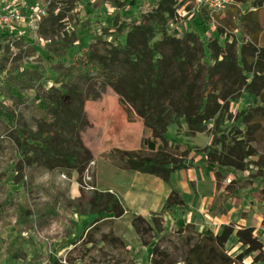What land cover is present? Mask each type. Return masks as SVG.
Wrapping results in <instances>:
<instances>
[{"label": "trees", "instance_id": "1", "mask_svg": "<svg viewBox=\"0 0 264 264\" xmlns=\"http://www.w3.org/2000/svg\"><path fill=\"white\" fill-rule=\"evenodd\" d=\"M55 2L60 5L49 4L46 15L27 37L14 30L0 31V130L17 145L22 156L19 170L27 166L68 175L75 171L78 183L84 186L82 177L93 160L80 139L85 127V90L89 86L97 90L105 83L118 95L129 119L141 121L152 133L145 141L150 154L112 150L108 162L168 182L175 171L192 167L187 160L200 150L204 167L216 179V198L209 208L212 215L225 214L228 200H241L248 194L264 203V163L254 147L262 127L257 119L264 118V100L237 117L246 132L231 122L235 119L230 108L231 101L243 92L263 96L264 47L256 41L263 28L256 12L264 9V0L246 2L248 10L238 17L239 41L221 29L211 31L205 17H198V31L183 27L178 0H97L86 6L90 17L80 15L71 0ZM106 4L114 14L107 12L102 19L93 20L92 7ZM35 41L48 54L54 53L51 64L58 62L53 67L57 77L47 93H34L29 99L37 89L39 73L8 67V62L21 60V45L27 42L33 46ZM28 99L39 115L34 118L35 127L23 123L9 106L11 101L23 104ZM182 120L187 126L186 137L205 134L211 137V144L198 149L166 140L171 125L179 126L180 134ZM226 176L232 179L224 186ZM80 199L87 201L79 202L76 213L85 212L80 211L85 208L86 213L99 214L92 226L108 215L120 219L129 212L110 191L94 188L86 198L81 189ZM174 210H184L176 193L170 194L162 213L148 219L133 215L139 244L153 245L151 264H242L249 254H255L254 264L264 262V244L254 237L253 228L236 231L238 242L246 249L235 257L228 254L226 245L235 232L234 224L217 234L200 233L189 224L175 232V241L164 236L155 242L165 232L164 213Z\"/></svg>", "mask_w": 264, "mask_h": 264}, {"label": "rangeland", "instance_id": "2", "mask_svg": "<svg viewBox=\"0 0 264 264\" xmlns=\"http://www.w3.org/2000/svg\"><path fill=\"white\" fill-rule=\"evenodd\" d=\"M55 1L57 0H2L0 3L23 13L25 19L17 25L15 33L27 37L30 30L35 27V23H32V19L35 18V9L42 7L47 12L49 4L60 5V2ZM96 1L71 0V3L80 15L90 17L86 6ZM191 2L192 0H178L179 21L188 30L198 31L196 24L198 18L188 13V9L193 6ZM246 2L237 3L231 0L230 5L221 13L215 15L205 13L204 17L208 19L211 31L217 33L221 29L227 35L235 36L239 41L242 36L237 30L238 17L240 13L248 10L249 4ZM92 12L93 20L102 19L107 12L114 14L109 4L101 8L94 6ZM256 13L260 17L263 28V32L256 41L258 46L264 47V9ZM40 19L36 20V24L40 22ZM71 29L69 25L67 30ZM247 40L255 42L253 38H247ZM40 43L45 44L47 41L41 40ZM32 45L30 46L27 42L22 44V59L13 64L12 61L8 62V67L11 65L31 68L39 73L37 89L29 94V99L34 93L44 95L49 88L55 86L54 79L57 74L53 71V67H57L58 63L55 61L54 66L51 64V56L54 53L50 51L48 54L47 50L38 45V41ZM63 58H67V55ZM29 99L23 104L11 101L9 106L23 123L35 127L34 118L39 115L34 112L32 100ZM263 100L264 91L263 96L258 98L243 92L241 97L231 101L230 108L235 119L231 122L246 132V126L241 124L237 117L246 112L249 106L258 105ZM257 121L262 127L256 135L254 147L264 163V118H258ZM179 129V126L173 125L168 131L167 138L177 140L182 133L181 130L178 134ZM207 136H197L188 144L195 148H205L208 143ZM141 152L144 155L150 154L144 150ZM21 160L22 156L13 138L0 130V264H68L69 262L71 264H151L147 252L144 249L137 250L139 242L132 226L133 215H127L121 219L107 217L92 226L99 214L86 213L87 210L82 208L80 211L85 212H79L82 214L81 222H78L76 214L79 213H76V206L79 202L86 204L87 201L80 199L81 189L88 198L96 188L93 167L90 168L91 170L87 168L82 177L84 186L81 187L77 172L68 175L66 171L44 172L42 169L33 170L27 166L19 170L18 164ZM230 179V176H226L222 184L228 185ZM257 185V183L254 184V186ZM254 205L263 215L262 204ZM22 209H24L23 213ZM151 216L147 215L144 218L148 219ZM164 227L165 232L159 235L155 242L164 236L175 241L174 234L178 230L167 231L165 223Z\"/></svg>", "mask_w": 264, "mask_h": 264}, {"label": "crops", "instance_id": "3", "mask_svg": "<svg viewBox=\"0 0 264 264\" xmlns=\"http://www.w3.org/2000/svg\"><path fill=\"white\" fill-rule=\"evenodd\" d=\"M84 120L85 127L80 131V139L93 157L88 169L93 167L95 170L96 190L117 194L129 211L124 217L160 214L170 194L176 193L184 204V210L164 213L167 231L183 229L190 224L200 233L212 231L217 234L224 226L234 224L235 232L226 245V251L233 257L246 249L238 242L236 231L239 229L253 228L254 237L264 244V203L258 202L250 194L243 196L241 200H228L225 214L212 215L209 211L216 198V179L204 167V154L200 150L193 151L187 160V163H192V167L175 171L168 182L153 175L121 170L106 160L112 150L150 152L145 141L151 138L152 133L141 121L129 119L118 95L105 83L97 90L90 86L86 88ZM181 122V136L175 140L166 135V140L185 144L193 142L197 136L205 135L186 137L184 132L187 126L183 120ZM172 126H169L168 131ZM207 137L206 147L211 144V137ZM169 147H172L171 144ZM254 204H262L263 215ZM76 215L78 222H81V213ZM255 221L257 224H254ZM141 249L147 252L150 262L153 245L143 247L138 244L137 250ZM254 255L246 256L242 264H254Z\"/></svg>", "mask_w": 264, "mask_h": 264}, {"label": "built area", "instance_id": "4", "mask_svg": "<svg viewBox=\"0 0 264 264\" xmlns=\"http://www.w3.org/2000/svg\"><path fill=\"white\" fill-rule=\"evenodd\" d=\"M193 6L188 9V13L195 17H204V15H215L223 12L227 6L230 5L231 0H192ZM35 18L32 19V23L36 20L44 17L46 11L42 7H38L34 11ZM206 13V14H205ZM25 19L23 13L14 8L6 7L0 3V31L1 30H14L17 25L21 24Z\"/></svg>", "mask_w": 264, "mask_h": 264}]
</instances>
